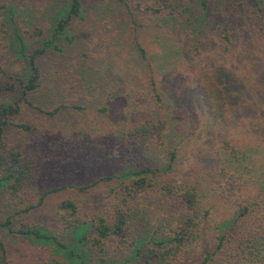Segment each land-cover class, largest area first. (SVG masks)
Segmentation results:
<instances>
[{
	"label": "rangeland",
	"instance_id": "1",
	"mask_svg": "<svg viewBox=\"0 0 264 264\" xmlns=\"http://www.w3.org/2000/svg\"><path fill=\"white\" fill-rule=\"evenodd\" d=\"M6 1L14 7L15 18H6L0 31V85L5 87L0 92V107L20 106L22 111L17 117H8L0 150L22 149L34 163L36 181L22 193L27 204H37L47 191L62 189L48 195L31 214L11 219V226H38L67 244L75 234L56 216L62 201L75 200L85 219L96 214L112 217L108 183L85 191L81 188L104 176L123 174L128 167H142L143 162L166 165V149L130 152L119 138L138 117L153 111L163 121L175 123L174 137L180 139L175 170L169 179L175 183L197 180L207 187L211 214L195 252L197 259H203V245L215 250L218 225L235 214L234 199H253L257 176L264 170V35L260 30L264 12L255 1L208 0L204 8L201 0H174L177 8L187 9V20L178 17L161 22L146 10L157 9L158 0H82V16L74 19L66 35L56 41L59 50L50 48L38 59L43 78L37 90L27 96L20 80L27 81L30 76L28 63L17 54L14 30H20L27 51L32 52L41 39L52 37L56 18L72 0ZM38 27L44 28V38L32 36ZM138 45L146 51L156 73L158 90L165 100L162 106L154 105L148 96L150 74ZM203 72L229 91L232 114L221 139L210 121L207 132L199 127L207 120H201L195 86ZM218 72L223 80L217 77ZM61 106L55 116L49 114ZM19 124L31 130H22ZM224 139L234 141L239 149L252 147L247 148L246 155L241 149L239 159L232 163L227 156L220 158L222 164L240 169L238 182H233L235 196H228L219 187L227 178L218 177L211 157L218 158ZM202 148L207 152L206 160ZM155 195L139 200L127 223L131 247L122 243L108 252L109 263L141 264L134 259L137 244L143 249L155 247L152 240L177 230L181 220L177 202L160 193ZM19 207L17 200L5 193L0 199V223ZM261 217L259 213L252 222L261 226ZM0 240L10 264H54L51 253L30 237L0 227ZM259 244L257 250L256 246L248 249L250 261L264 256ZM54 255L65 260L64 255L55 251ZM209 264H224V258L216 257Z\"/></svg>",
	"mask_w": 264,
	"mask_h": 264
},
{
	"label": "trees",
	"instance_id": "2",
	"mask_svg": "<svg viewBox=\"0 0 264 264\" xmlns=\"http://www.w3.org/2000/svg\"><path fill=\"white\" fill-rule=\"evenodd\" d=\"M255 1L256 6L260 7L264 12L263 0ZM10 1L0 0V31L5 27L4 20L7 18L12 20L15 18L14 7L9 6ZM159 7L157 9L147 7V11L156 20L161 22L169 21L182 17L187 20V9L181 10L177 8L174 0H158ZM208 0H201V5L206 8ZM149 8V9H148ZM207 14V10L205 9ZM83 13L82 0H72L68 3L66 9L56 18L53 27L52 37L42 40L46 33L44 28L38 27L33 37L40 38V46L32 52H28L25 43V37L20 30H14L15 41L18 44L17 54L20 59H24L28 63L29 77L27 81L20 80L24 85V95L34 92L40 86L43 76L38 59L52 49L59 50L55 45L56 41L65 36L69 26L74 19L80 18ZM260 30L264 35V19L262 20ZM3 37H0V43ZM226 40L228 38L225 37ZM142 59L145 61L150 74L148 86V96L151 97L154 105L159 107L165 102L164 97L158 90L156 73L152 64L148 60L146 51L139 46ZM217 77H221L218 72ZM219 78V80H221ZM215 79V78H214ZM212 76L203 72L195 80V86L198 89L197 95L201 105L200 112L203 116L201 120H206L204 126L199 125L201 131L207 132V121L215 125L219 130L220 139L224 135L226 122L229 114H232V107L229 104V91L224 85L214 80ZM218 79V78H217ZM223 80V79H222ZM5 87L0 85V92ZM25 100H28L25 98ZM171 103V101H168ZM194 105V99L192 101ZM171 106L172 103H171ZM61 107L55 108L49 114L55 116ZM197 109V107H195ZM20 106L4 105L0 107V140L3 139L5 126L8 117H17L21 114ZM153 112V111H152ZM149 112L144 117H138L131 126L123 130L120 142H123L128 151H135L142 154L143 152L158 151L166 149V165H150L143 162L142 167H128L123 174L115 176H104L102 179L87 185L81 190H89L98 186L100 183H108L110 185L109 196L112 202V217L105 214H96L92 219H85L81 216L80 206L73 199H66L58 206L59 210L56 216L65 223L68 230H73L75 238L70 243H63L56 235L45 232L38 226L22 224L18 229L13 228L11 219L22 214H31L45 202V198L56 193L59 189H52L43 194L37 204H27L28 199L23 198L24 189L33 185L35 180L34 163L23 155V150L10 149L7 152L0 150V199L5 193L9 194L12 199L17 200L19 209L16 213L10 215L5 223H0V227L8 229L13 234L22 237H30L36 244H41L46 253H51L54 264H111L108 262V252L112 253L119 248L122 243H129L128 239V219L136 212L139 200L156 197L157 193L164 197L171 198L177 202L180 209V224L177 230L173 231L169 236L166 235L160 240H152L155 247L143 249L137 244L134 250V259H139L141 264H209L216 257L224 258V264L235 262L236 264H264V256L261 259H249L248 249L256 246L264 248V170L257 176L259 184L256 187L257 194L251 200L234 199L237 204V210L232 217L225 218L216 229L215 250H211L207 245H203V259L198 260L196 250L200 248L207 220L210 217L211 209L207 207V187L197 180L183 181L175 183L170 180L169 175L174 172L177 161V152L180 139L174 137L175 123L166 122L160 119L154 113ZM174 124V126H173ZM189 124V121H188ZM22 130L30 131L31 127L26 124L17 125ZM185 133V129H184ZM216 136V134L213 132ZM236 144L231 143L228 139H224L217 151L218 158L211 156L215 162L219 178H227V183H219V187L223 188V193L227 192L228 196H235L233 182H238L239 167L222 164L220 158L222 155L227 156L229 162L239 159V152L244 148L246 155L247 148L245 146L239 149ZM201 152L205 150L200 149ZM207 151V150H206ZM207 152H205V159ZM138 166V165H137ZM231 166V167H230ZM206 176V174H204ZM232 180V181H230ZM216 189V188H215ZM19 202V203H18ZM137 202V203H136ZM261 214L262 225L257 226L252 222L258 214ZM65 214H69L68 217ZM114 244V246H112ZM131 247V246H130ZM54 250H53V249ZM0 250L3 252L0 258V264H10L7 258L6 249L0 240ZM54 251L58 255H64L65 260L54 255ZM262 255L259 251L258 256Z\"/></svg>",
	"mask_w": 264,
	"mask_h": 264
}]
</instances>
